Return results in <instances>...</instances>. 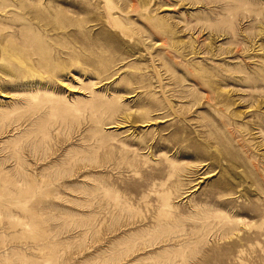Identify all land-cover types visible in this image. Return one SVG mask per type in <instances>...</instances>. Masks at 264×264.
<instances>
[{"label": "rangeland", "instance_id": "obj_1", "mask_svg": "<svg viewBox=\"0 0 264 264\" xmlns=\"http://www.w3.org/2000/svg\"><path fill=\"white\" fill-rule=\"evenodd\" d=\"M0 264H264V0H0Z\"/></svg>", "mask_w": 264, "mask_h": 264}]
</instances>
